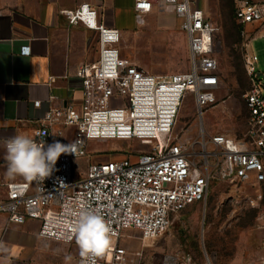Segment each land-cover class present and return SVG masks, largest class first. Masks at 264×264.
Returning a JSON list of instances; mask_svg holds the SVG:
<instances>
[{
  "label": "built area",
  "instance_id": "2783aa9c",
  "mask_svg": "<svg viewBox=\"0 0 264 264\" xmlns=\"http://www.w3.org/2000/svg\"><path fill=\"white\" fill-rule=\"evenodd\" d=\"M152 0H135V10L144 12ZM181 19L189 45L188 71L152 74L124 56L121 32L98 19V10L82 3L62 14L70 25L82 24L99 33L100 56L80 65L76 76L83 91L79 107L53 108L34 131L32 139L74 144L75 152L62 154L52 174L44 181L11 180L0 211L10 222L40 220L39 235L70 243L73 224L81 210L102 214L112 229V247L103 258L81 256L77 264H130L143 251L119 244L126 231L137 230L144 247L156 241L175 215L207 199L213 180L232 183L264 181V95L258 57L246 53L245 69L251 88L244 93L249 109L247 140L226 134L200 138L189 129L177 131L182 103L188 94L195 99L200 121L206 109L217 102L220 85L218 59L207 51L206 39L215 32L212 19L196 0H157ZM235 18L242 26L264 20V4L238 0ZM30 46L21 53L30 54ZM37 105L39 102L36 103ZM134 141L151 147L122 159L89 162L80 177L74 176L79 159L89 157L90 141ZM161 264H212L196 260L192 253H169Z\"/></svg>",
  "mask_w": 264,
  "mask_h": 264
},
{
  "label": "rangeland",
  "instance_id": "374dc122",
  "mask_svg": "<svg viewBox=\"0 0 264 264\" xmlns=\"http://www.w3.org/2000/svg\"><path fill=\"white\" fill-rule=\"evenodd\" d=\"M224 0H205L202 8L212 19L215 32L206 39L207 51L218 59L220 85L217 102L209 106L200 121L194 96L188 94L182 103L176 129H189L200 138L201 128L206 136L226 134L246 141L249 109L244 93L251 88L245 69L246 53L261 56L260 39L248 42L247 33L225 11ZM150 23L132 39L127 57L139 62L140 68L152 74L169 75L189 70V45L181 28V19L170 9H162ZM264 59L257 61L261 72L264 95ZM151 147L139 141H90L89 157L79 159L74 176L80 177L87 163L122 159L147 153ZM140 232L129 230L119 244L131 251H143L141 264H161L169 253H192L196 260L209 258L212 264H264V181L261 183H232L213 180L207 199L175 215L169 228L156 241L144 247Z\"/></svg>",
  "mask_w": 264,
  "mask_h": 264
},
{
  "label": "crops",
  "instance_id": "0c3cea01",
  "mask_svg": "<svg viewBox=\"0 0 264 264\" xmlns=\"http://www.w3.org/2000/svg\"><path fill=\"white\" fill-rule=\"evenodd\" d=\"M224 1L225 11L236 19L238 0ZM252 1L264 4V0ZM82 3L95 6L99 21L106 27L119 29L124 56L129 52L123 47H129L140 30L152 28L150 18L163 11L157 0L144 12L135 10V0H0V203L7 197L6 184L23 179L6 176L7 141L16 135L32 138L51 109L82 103L76 71L80 65L99 59V33L82 24L70 25L62 14V10ZM196 3L205 7V0ZM243 29L248 37L246 51L251 40L260 39L258 60L264 59V20ZM25 45L31 49L28 55L21 53ZM132 61L140 67L137 59ZM107 157L99 161H109ZM40 224L33 218L10 222L0 211V264H77L81 254L75 239L67 243L41 237Z\"/></svg>",
  "mask_w": 264,
  "mask_h": 264
},
{
  "label": "clouds",
  "instance_id": "9594fccd",
  "mask_svg": "<svg viewBox=\"0 0 264 264\" xmlns=\"http://www.w3.org/2000/svg\"><path fill=\"white\" fill-rule=\"evenodd\" d=\"M6 176L23 177L26 181H44L49 177L62 154L74 153V144L55 141L45 147L44 141L16 135L5 145ZM75 242L81 256L103 258L112 247V229L104 216L92 210H81L73 224ZM95 264V259L92 260Z\"/></svg>",
  "mask_w": 264,
  "mask_h": 264
}]
</instances>
